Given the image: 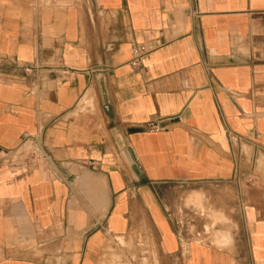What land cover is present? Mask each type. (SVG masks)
Returning a JSON list of instances; mask_svg holds the SVG:
<instances>
[{
	"label": "crops",
	"instance_id": "crops-1",
	"mask_svg": "<svg viewBox=\"0 0 264 264\" xmlns=\"http://www.w3.org/2000/svg\"><path fill=\"white\" fill-rule=\"evenodd\" d=\"M120 242L264 264V0H0V264H121Z\"/></svg>",
	"mask_w": 264,
	"mask_h": 264
},
{
	"label": "rangeland",
	"instance_id": "rangeland-1",
	"mask_svg": "<svg viewBox=\"0 0 264 264\" xmlns=\"http://www.w3.org/2000/svg\"><path fill=\"white\" fill-rule=\"evenodd\" d=\"M41 2H59V3H66V0H40ZM182 195V194H181ZM187 198V197H186ZM182 196L180 198L179 203H183L185 207L194 208L195 212L199 213L201 212L204 214V217L206 218V232L209 233L208 240H213L214 236V227L222 221V218L217 217L214 215L213 211L210 208V205L208 204V200L206 198H203L201 201L199 200V196L195 195V197L189 196L188 199L181 201ZM192 205V207L190 206ZM179 208V207H178ZM192 208V209H193ZM178 213L182 214V209H178ZM178 214V215H179ZM186 220V218H185ZM179 222H182V220H178ZM120 244L123 246V250H119L117 254L114 253V251H111V254L113 257H115L118 260H122L121 264H151L149 259L142 253V256L138 257L137 254L134 252L133 246L129 243L125 244L123 242H120ZM120 264V261H119ZM153 264H158L156 261L153 262Z\"/></svg>",
	"mask_w": 264,
	"mask_h": 264
},
{
	"label": "built area",
	"instance_id": "built-area-1",
	"mask_svg": "<svg viewBox=\"0 0 264 264\" xmlns=\"http://www.w3.org/2000/svg\"><path fill=\"white\" fill-rule=\"evenodd\" d=\"M152 50L151 47L146 46L145 44H138L132 48V58L130 64L132 66H138L141 59ZM40 67L36 65H30L24 68V71L27 73H38ZM50 71V70H49ZM64 73V71H62ZM146 127L151 130H159L161 126L157 122H148Z\"/></svg>",
	"mask_w": 264,
	"mask_h": 264
}]
</instances>
